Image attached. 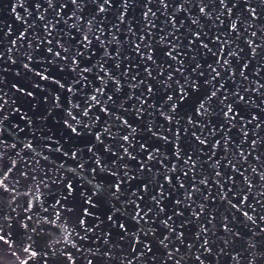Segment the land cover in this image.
Here are the masks:
<instances>
[{"label": "snow or ice", "instance_id": "snow-or-ice-1", "mask_svg": "<svg viewBox=\"0 0 264 264\" xmlns=\"http://www.w3.org/2000/svg\"><path fill=\"white\" fill-rule=\"evenodd\" d=\"M0 264H264V0H0Z\"/></svg>", "mask_w": 264, "mask_h": 264}]
</instances>
